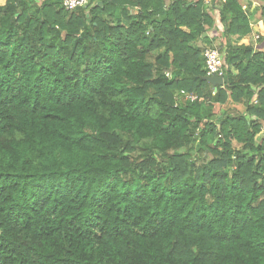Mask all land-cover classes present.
<instances>
[{
    "label": "trees",
    "instance_id": "trees-1",
    "mask_svg": "<svg viewBox=\"0 0 264 264\" xmlns=\"http://www.w3.org/2000/svg\"><path fill=\"white\" fill-rule=\"evenodd\" d=\"M178 1L0 5V264H264V0Z\"/></svg>",
    "mask_w": 264,
    "mask_h": 264
},
{
    "label": "built area",
    "instance_id": "built-area-1",
    "mask_svg": "<svg viewBox=\"0 0 264 264\" xmlns=\"http://www.w3.org/2000/svg\"><path fill=\"white\" fill-rule=\"evenodd\" d=\"M89 3L90 0H64L63 6L67 11H73L78 8H85L89 6ZM205 3L210 5V0H205ZM262 34L264 35V32ZM260 38V33L255 36L256 40H260ZM204 56L206 59L207 77L211 78L213 76H218L224 79L225 63L222 50L219 47L208 48L205 50ZM182 95L186 100H190L191 102L197 100V96L187 95L184 92H182Z\"/></svg>",
    "mask_w": 264,
    "mask_h": 264
},
{
    "label": "crops",
    "instance_id": "crops-1",
    "mask_svg": "<svg viewBox=\"0 0 264 264\" xmlns=\"http://www.w3.org/2000/svg\"><path fill=\"white\" fill-rule=\"evenodd\" d=\"M176 1L177 0H165L163 8L170 9L171 5L174 4V3H176ZM179 1H181V2L184 1V2H187V3H190V2H194V3L197 2V3H199L200 0H193V1L179 0ZM202 1H203L202 3H203L204 8L205 9H208V13L211 14V15H213L214 20H215L214 27L211 30H209V32L207 34H205L204 37L206 38L207 36H209L210 39H214L216 37H219L222 34V31H223V25H222V23L220 21V13H219V10L218 9H216V8L213 9L212 8L213 6L211 5L212 4L211 0H210V5L209 4H206L205 3V0H202ZM243 9H245V8H243ZM252 18H255V17H252ZM219 31H221V34L218 33ZM242 39L241 40L239 39L236 42L237 43H240L242 41Z\"/></svg>",
    "mask_w": 264,
    "mask_h": 264
},
{
    "label": "rangeland",
    "instance_id": "rangeland-1",
    "mask_svg": "<svg viewBox=\"0 0 264 264\" xmlns=\"http://www.w3.org/2000/svg\"><path fill=\"white\" fill-rule=\"evenodd\" d=\"M54 1H55V0H54ZM249 1H251V0H249ZM253 2H255V0H254ZM5 3H6V0H0V5H1V6L4 5ZM256 4H258V3L255 2L254 6H255ZM247 6H248V4H247L246 2L243 1V8L246 9ZM166 10H167V9H166ZM250 11L255 12L254 8H251ZM257 14H258V13H256V14L254 15L255 18H252L251 21H250V26H251V28H252V33H251V35L249 36V40H248L249 42L252 43V45L255 44V46H254L255 51H256L257 47L260 48V46H264L262 43H260V40H256V39H255V36H256L257 34L261 33V31L264 32V21H263L262 19H260L259 16H258ZM214 31H215V30H214ZM218 33L221 34V31H219ZM213 34H214V33H213ZM220 34H219V35H220ZM241 39H242V38H241ZM241 39H240V40H241ZM236 41H237V40H234V41H233V44L237 46L238 44H243V43H245L247 40H246V37H243V39H242V41H241L240 43H237ZM263 43H264V42H263ZM216 47H219V48H220V46H219L218 44L216 45ZM261 48H262V47H261ZM260 137H262V135H260Z\"/></svg>",
    "mask_w": 264,
    "mask_h": 264
},
{
    "label": "water",
    "instance_id": "water-1",
    "mask_svg": "<svg viewBox=\"0 0 264 264\" xmlns=\"http://www.w3.org/2000/svg\"><path fill=\"white\" fill-rule=\"evenodd\" d=\"M99 5L101 6L102 3L100 2ZM207 81L212 83L215 86V90H217V87L223 86L224 79L218 76H213L211 78H207Z\"/></svg>",
    "mask_w": 264,
    "mask_h": 264
}]
</instances>
